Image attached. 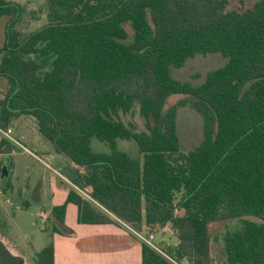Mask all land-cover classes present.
I'll list each match as a JSON object with an SVG mask.
<instances>
[{
  "label": "trees",
  "instance_id": "1",
  "mask_svg": "<svg viewBox=\"0 0 264 264\" xmlns=\"http://www.w3.org/2000/svg\"><path fill=\"white\" fill-rule=\"evenodd\" d=\"M227 7L228 0H48V24L23 38L25 8L0 0V78L8 83L0 130L31 116L56 154L83 171H70L73 188L52 209L54 234L71 232L73 204L80 225L117 219L149 236L169 226L179 244L159 252L142 242V264H213L210 225L234 220L241 227L226 234L224 264H264V0L244 12ZM212 54L228 63L199 87L173 78V68ZM177 95L186 98L167 108ZM188 106L204 130L185 154L177 112ZM93 139L110 153H94ZM118 140L134 141L143 161L120 151ZM12 145L3 137L0 156ZM0 264H25L1 235ZM33 264H55L54 244Z\"/></svg>",
  "mask_w": 264,
  "mask_h": 264
},
{
  "label": "rangeland",
  "instance_id": "2",
  "mask_svg": "<svg viewBox=\"0 0 264 264\" xmlns=\"http://www.w3.org/2000/svg\"><path fill=\"white\" fill-rule=\"evenodd\" d=\"M8 1L20 4L25 8L17 25V29L23 38L48 24V0ZM259 1L228 0L227 10L244 12L253 8ZM5 21L6 19H0V25ZM0 34H2L0 35L1 49L5 44L3 28ZM227 63L228 59L220 54L196 55L189 59L182 68H173L172 76L180 82L199 87L205 82L209 73L225 67ZM7 91L6 79L0 78V99L5 97ZM184 98L186 97L181 95L173 96L169 99L166 107L170 108ZM203 130V119L196 111L189 106L178 109L177 133L182 153H189L201 144ZM11 135L22 146L17 147L10 141L13 144L12 153L0 158L1 169L5 165L9 168V177L5 180L0 178V210L5 219L4 223L2 221L0 224V235L5 237L7 244L10 241L19 252L26 255L27 262L25 264H33L36 261V253L55 242L49 216H46L47 211L52 209L54 194H56L55 189L57 190V186H59L58 180H61L55 171L64 170L70 181L72 178L71 172H67L69 169L83 171L79 168H72L69 159L56 154L51 142L40 134L38 123L33 117L22 116L16 119L12 124ZM0 137H3L1 132ZM117 147L132 159L143 161V156L134 141L118 140ZM91 148L97 154L110 153L109 147L97 139L92 140ZM7 183H10V187L8 192H4L2 188ZM65 185L70 186V190L73 188L69 182ZM24 203H28L29 207L24 208L22 206ZM2 219L0 212V220ZM240 227V222L234 220L216 222L210 225V232L213 237L211 250L213 264H224L226 234L238 231ZM66 229L71 230V232L65 231L63 236H75L72 228L66 226ZM142 235L149 237L146 228ZM152 242L159 249H162L165 245L172 247L175 243L178 244L179 240L171 229L165 228L153 234Z\"/></svg>",
  "mask_w": 264,
  "mask_h": 264
},
{
  "label": "crops",
  "instance_id": "3",
  "mask_svg": "<svg viewBox=\"0 0 264 264\" xmlns=\"http://www.w3.org/2000/svg\"><path fill=\"white\" fill-rule=\"evenodd\" d=\"M5 26L6 21L0 25V32L2 28L4 29V37ZM11 137L14 139L12 135ZM2 138L3 137H0V141ZM17 143L20 145L19 142ZM15 145L17 147L19 146L17 144ZM1 157H4V155H1L0 158ZM71 167L74 169L77 168L73 163ZM71 170L69 169L67 172L70 173ZM55 172L58 173L56 175L59 176L61 180L57 179L59 186H57V190L55 189L56 194H54L52 209L65 203L70 191V186L65 184L69 182V185L73 186L67 173H64V170H56ZM25 204L28 203H24L22 206ZM28 207L29 204L26 208ZM52 209L47 211L46 216L48 215L50 217ZM0 212L1 218H3L0 222L3 221L4 223L5 219L1 210ZM77 218V207L73 204H69L67 207L65 224L67 227L74 230L75 236L67 237L54 234L55 264H142V242L119 220L114 219L115 223L108 225H80ZM167 228L170 229L169 226ZM144 230L145 228L142 234H144ZM1 237L9 250L14 255L21 256L26 263V255L19 252L17 247L13 246L10 241L9 244H7L5 237ZM178 244L175 243L172 247ZM37 254L38 253H36V255Z\"/></svg>",
  "mask_w": 264,
  "mask_h": 264
},
{
  "label": "built area",
  "instance_id": "4",
  "mask_svg": "<svg viewBox=\"0 0 264 264\" xmlns=\"http://www.w3.org/2000/svg\"><path fill=\"white\" fill-rule=\"evenodd\" d=\"M1 134L3 135V137H5L6 139H8L9 141L13 142L14 144H17V141H15V139H13L11 137V129L7 130V131H2L0 130ZM20 146V145H19ZM57 173V172H56ZM58 174V173H57ZM80 191V190H79ZM87 199L91 200L92 199L90 198L89 194L85 193V192H82L80 191ZM122 223V222H121ZM124 224V223H122ZM125 225V224H124ZM129 230L132 231V233L139 239L141 240L142 242H144L145 244H147L148 246H150L152 249L156 250V251H160V249L152 242L153 241V235L149 236V237H145L144 235H142V233H138L136 231H134L133 229H131L129 226L125 225Z\"/></svg>",
  "mask_w": 264,
  "mask_h": 264
},
{
  "label": "water",
  "instance_id": "5",
  "mask_svg": "<svg viewBox=\"0 0 264 264\" xmlns=\"http://www.w3.org/2000/svg\"><path fill=\"white\" fill-rule=\"evenodd\" d=\"M6 177H9V168L7 165L3 168L2 175L0 176L1 179H4Z\"/></svg>",
  "mask_w": 264,
  "mask_h": 264
}]
</instances>
